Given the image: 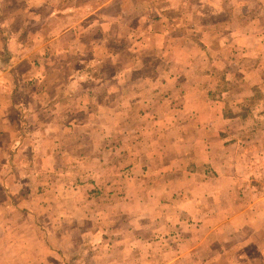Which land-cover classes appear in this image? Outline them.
I'll use <instances>...</instances> for the list:
<instances>
[{
	"label": "crops",
	"instance_id": "1",
	"mask_svg": "<svg viewBox=\"0 0 264 264\" xmlns=\"http://www.w3.org/2000/svg\"><path fill=\"white\" fill-rule=\"evenodd\" d=\"M34 1L26 0L30 3L25 9L34 4L37 8L46 4V0H37L38 4ZM99 1V11L103 9L106 13L111 8L110 16L116 18V25L132 27L141 26L147 20L156 21L158 16L163 15L162 12L164 22L169 27H175V17L169 16L173 15L171 12H183V8L191 10L189 4L188 7L181 4L189 0H182L180 4L174 0L165 8L153 3L145 7V4L139 3L140 0H132L128 7L124 6L126 0ZM194 1L192 11L204 27H191L189 32L181 28L183 32L179 36L169 39L176 42L178 38L177 42L181 45L189 43L206 52L209 47L213 48L214 42L219 50L217 42L220 41L221 28L227 29L222 36L230 34L227 40L235 39L234 29L231 28L237 18L236 3L241 6L242 12L248 8H261L258 4L260 0ZM61 3L68 6V13L61 14L66 15L67 20L55 22L58 29L52 41H61L63 36L69 35L66 48L53 52L63 59L62 51L74 50L73 45L80 39L77 33L90 21V12L77 16L82 8L88 7V0ZM37 11L30 14L39 16ZM223 12L226 16L220 18ZM167 14L169 17L166 18ZM129 16L131 19L128 21ZM261 19L264 20L262 17L257 20L260 22ZM181 26L184 24L181 23ZM190 31L192 37H188ZM19 35L0 33V42L5 41L4 37L9 42L17 41L19 37L16 36ZM38 36L33 38L38 40ZM102 37L107 39L106 34ZM253 38L264 40V35L258 33ZM243 39L242 47L235 48L237 51L231 50L237 53L248 50L246 43L252 38ZM228 44L224 51H219L221 61L228 58L225 56L231 48ZM4 47L0 50L6 49L9 53L16 48L14 45ZM41 49L45 50L43 46ZM206 52L205 57L209 55ZM220 52H224L223 57ZM27 64L32 68L28 69V73H32L34 65L31 61ZM12 66H16L15 63ZM220 66L225 68L224 64ZM9 68L3 72L6 77L11 74ZM224 71L232 73L236 70L226 68ZM113 81L111 88L117 95L122 89L120 77H115ZM105 83L109 88V83ZM29 84L22 91L26 95L24 99L22 94H16L18 87L11 89V85L0 83V264H80L84 255H87L88 264H138L137 260L141 257L147 259L153 256L156 246L160 245L177 253L164 264H176L183 251L203 245V235L229 226L231 230L224 233L230 236L250 227L253 218L262 216L263 197L249 198L251 183L246 181L245 172L249 159L245 149L247 142L233 131V125L240 116H220L219 110L216 113L217 109L206 119H202L203 115L190 117L183 114L181 128L184 130L176 141L170 139L158 147L149 145L148 155L127 163L126 170H122L124 163H117V176L111 179L112 182L100 176L88 180L91 172L85 171L82 174L84 181L77 185L72 182H61L57 187L49 185L45 181L48 172L56 171L61 165L60 137L63 132L69 131L62 132L60 127L55 131L51 129L59 126L51 114L54 102L51 98L58 84L47 85L44 81L41 92L43 85L39 90ZM103 86L98 84V89L102 90ZM196 88L201 90L204 85L198 82ZM86 95L96 103L95 91ZM102 95L104 98L112 96L107 92ZM188 97L187 94L185 98ZM197 100L195 103L201 104ZM89 102L87 100L84 105ZM101 103L107 104L102 101L98 104ZM189 103L191 100L187 99V102L177 105L182 107L183 112ZM85 109L88 110V107ZM178 119L181 120V117H173L168 122ZM48 121H51V128ZM169 153L173 154L174 160H165ZM103 167L101 165L97 170ZM99 183L100 187L96 188ZM132 185L135 188L139 186V191L134 192ZM253 200L258 202L259 207L253 208Z\"/></svg>",
	"mask_w": 264,
	"mask_h": 264
},
{
	"label": "rangeland",
	"instance_id": "2",
	"mask_svg": "<svg viewBox=\"0 0 264 264\" xmlns=\"http://www.w3.org/2000/svg\"><path fill=\"white\" fill-rule=\"evenodd\" d=\"M131 1L126 0L124 6L128 7ZM140 1L145 7L153 3L162 8L174 2ZM181 1L175 0L178 4ZM45 2L39 8L34 4L25 9L30 3L26 0H0V33L7 36L21 33L16 36L19 37L17 41L9 42L4 37L5 41L0 42V47L5 46L3 49L10 45L16 47L10 53L6 49L0 50V83L11 85V89L18 87L16 94H22L24 99L26 95L22 91L28 87V83L39 90L43 85L39 92L44 89V81L47 85L57 83L59 86L51 98L54 101L51 114L59 126L51 128V121H48V127L53 131L60 127V131L69 132H63L60 137L61 165L56 171L48 172L45 181L49 185L57 187L61 182L77 185L84 181L82 174L85 171L91 172L88 180L100 176L112 182L111 179L117 176V163H124L122 170H126L127 163L148 155L149 145L158 147L170 139L176 141L184 130L181 128L184 115H203L202 119H206L208 115H214L217 109L216 113L219 110L220 116H240L233 125V131L247 142L245 149L249 159L245 172L246 181L251 183L249 198L263 197L264 207V40L253 38L258 33L264 35V20H257L260 17L264 19V0L258 3L260 9L248 8L244 12L235 2L237 18L233 20L231 28L234 29L235 39L227 40L230 34L222 36L227 29L221 28L220 41L217 42L219 50L214 42L213 48L209 47L207 52L189 43L181 45L177 42L178 38L176 42L169 39L179 36L182 29L189 32L191 27H204L192 11L194 0L181 3L183 7L189 4L191 10L183 8V12H171L173 15L169 16L175 17V27H169L164 22L163 12L157 20L154 18L156 21L147 20L141 26L116 25V18L110 16L111 8L104 13L103 9L99 11V0H88V7L82 8L77 16L90 12V21L78 31L77 37L80 39L73 45L74 50L62 51L63 59L53 52L66 48L69 35L57 42L52 39L58 29L55 22L67 20L66 15L61 14L68 13V6L61 2L68 0ZM63 6L65 8L61 9ZM36 10L39 16L34 12V15L30 14ZM224 13L220 18L226 16ZM169 16L167 14L166 18ZM130 19L131 16L128 21ZM171 29L172 33L169 34ZM104 34L107 39L101 38ZM35 35H39L38 40L33 38ZM188 35L193 36L191 31ZM244 37L252 38L246 43L248 50L241 53L232 51L243 46ZM226 44L231 48L225 54L228 58L221 61L219 51H224ZM205 52L209 54L207 57ZM220 56L223 57L224 52H220ZM27 61L34 65L32 73H28V69L32 68ZM14 63L17 67L12 66ZM221 64L225 68H221ZM8 68L12 71L6 77L3 72ZM226 68L236 71L227 73L224 71ZM115 77H120L122 87L117 95L115 89L111 88ZM106 81L109 88L105 85ZM198 82L204 85L203 89L196 88ZM98 84H104L102 90L98 89ZM94 91L96 103L86 95ZM104 92L112 95L111 98H104ZM187 94L189 97L185 98ZM86 99L90 102L84 105ZM187 99L191 103L182 112V107L177 104L187 102ZM195 100L201 104L197 105ZM99 101L107 104L99 105ZM87 107L88 110L85 109ZM179 116L181 120L168 122ZM172 156L169 153L165 160H174ZM101 165L105 166L104 169L97 170ZM99 185L95 187L99 188ZM132 188L138 192L140 187L132 185ZM251 204L253 208L259 207L257 201L253 200ZM261 211L262 216L253 218L251 226L240 232L229 236L224 231L231 230V227L226 226L221 227L219 232L203 235V245L183 251L176 264H264V208ZM153 252V256L147 259L141 257L137 263L164 264L177 254L174 250H165L161 245L156 246ZM81 258L80 264H88L87 255Z\"/></svg>",
	"mask_w": 264,
	"mask_h": 264
}]
</instances>
